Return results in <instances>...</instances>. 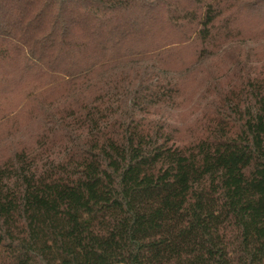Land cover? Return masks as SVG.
<instances>
[{
	"label": "trees",
	"instance_id": "obj_1",
	"mask_svg": "<svg viewBox=\"0 0 264 264\" xmlns=\"http://www.w3.org/2000/svg\"><path fill=\"white\" fill-rule=\"evenodd\" d=\"M250 33L264 0H0V126L23 81L36 127L0 155V264H264ZM182 48L225 59L188 129L157 67Z\"/></svg>",
	"mask_w": 264,
	"mask_h": 264
},
{
	"label": "rangeland",
	"instance_id": "obj_2",
	"mask_svg": "<svg viewBox=\"0 0 264 264\" xmlns=\"http://www.w3.org/2000/svg\"><path fill=\"white\" fill-rule=\"evenodd\" d=\"M243 20V19H241ZM243 20L244 26H248L247 21ZM257 26L252 27L255 33L257 31ZM249 34L247 37L250 41L253 39L252 43L246 42L244 45H233L232 49L237 48H249L254 50L256 53L263 54L264 52V38H256V36ZM222 55H217L210 57L207 60H203L200 63L196 62L195 51L193 48H182L173 52V54L168 55L163 60L161 65H158L160 71H166L165 74L169 78L175 80L180 86L181 90V100L180 107L177 113L174 114L173 121H175L181 128L188 129L192 126L197 115L195 110L198 107V100L201 94L204 92V87L213 74H215V69L221 68L224 64V58ZM27 83L18 82L11 89L12 93L8 97L7 101H3L4 109L16 115L19 120L21 128L16 133H10V127L13 118L10 121H5L0 126V155L9 152L10 146L13 144H26L29 142L27 126L30 130H35L33 121L26 120L24 116L23 109L29 110L27 108L28 100L24 99L23 92ZM25 125V127H24ZM31 132V131H30ZM12 134V135H11Z\"/></svg>",
	"mask_w": 264,
	"mask_h": 264
}]
</instances>
